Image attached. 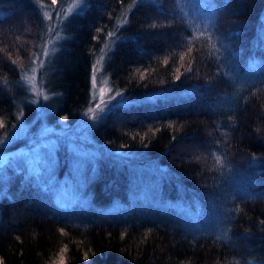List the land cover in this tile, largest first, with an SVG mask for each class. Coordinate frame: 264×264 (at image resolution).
Here are the masks:
<instances>
[{
  "label": "trees",
  "instance_id": "1",
  "mask_svg": "<svg viewBox=\"0 0 264 264\" xmlns=\"http://www.w3.org/2000/svg\"><path fill=\"white\" fill-rule=\"evenodd\" d=\"M48 2L0 0V136L35 109L23 74ZM191 3L215 6V29L205 31L177 0H86L66 17L58 49L38 70L53 96L49 119L75 123L88 108L90 65L110 27L105 69L127 98L93 126L97 149L88 155L59 140L36 158L40 177L26 181V165L19 174L7 169L3 264H51L65 245L66 264H264V0ZM219 39L230 51L212 49ZM190 62L175 80L176 67ZM137 69L147 70L145 80ZM217 154L226 166L215 165Z\"/></svg>",
  "mask_w": 264,
  "mask_h": 264
},
{
  "label": "snow or ice",
  "instance_id": "2",
  "mask_svg": "<svg viewBox=\"0 0 264 264\" xmlns=\"http://www.w3.org/2000/svg\"><path fill=\"white\" fill-rule=\"evenodd\" d=\"M158 0H134L135 3H149V4H155ZM178 3H183L185 7L191 8L193 12V16L195 17L196 14H199V19L203 23L204 30L209 31L210 25L211 29H215L216 25L214 23V17L216 16V9L215 6L212 7L210 11H204V7H193L191 0H177ZM227 2V0H226ZM51 3L53 6L57 4V0H51ZM85 3V0H74L73 4L69 7L68 12H71L73 9L79 8L82 4ZM68 12L64 13V16L68 15ZM49 14L47 12L44 13V16L47 17ZM187 15V13H186ZM205 31H201L200 35L203 36L205 34ZM96 32H101V28H96ZM115 35L114 32H108L107 36L109 38L113 37ZM93 39H97L96 36H93ZM217 44L219 47H217ZM108 45H105V48H107ZM212 49L220 53L221 50L230 51L229 46L226 45L223 41V39H219L216 42L212 43L211 45ZM55 51V49H53ZM104 49H101V52H103ZM188 53H191L193 49L191 47L188 48ZM45 56L48 55V52L45 51ZM105 57L101 55L95 63L90 65V88H91V101L89 106L84 113V116L86 118V121L88 123H83L82 125L78 126L81 127L83 130H86L89 127L95 126L97 123H99L101 120H103L107 114H109L113 109L119 108L122 105L121 98H127V96L124 94L123 90L116 91L113 88H110L107 86L106 81H99L97 74L101 72V64L104 61ZM185 59L184 54L182 53L180 55V61L183 62ZM42 64L43 61H40ZM164 64H168V60H164ZM33 72L36 71V69L32 70ZM137 72L139 73V79L141 81L145 80L147 70L140 71L137 69ZM187 72H191V62L189 64V67L185 69L183 72L181 71V67H176L175 69V80H179L183 75H185ZM28 83L32 85L31 91L33 94L39 95L42 100L41 103L47 102L50 97L43 93V91H37L35 81V76L28 77ZM163 83V81H161ZM119 98V99H118ZM32 103H37L36 100H33ZM43 110V109H42ZM23 112L20 113L16 117V120L19 122L18 126H14L13 131L8 133L6 132L3 136H0V152H2L3 149H5L9 144H11L14 140H16L19 136L25 135L28 132L27 125L22 122ZM61 121H67L68 116H61ZM62 129H68V125H61ZM5 128V121L0 120V129ZM158 131V130H157ZM64 134V133H63ZM50 135H56L59 137L61 133H56V130L54 128H49L47 126H43L39 135L32 141V145L28 151H20V152H3V154H0V179L4 178V174L7 171L8 168H14L15 171L19 173L25 172V165L27 166V175L25 176V180L27 181L29 177H40L41 173L40 170L35 165V160L37 158V154L40 151H46V153L50 156L52 150L56 147V141L50 140L48 137ZM143 139V138H141ZM175 138H173L174 140ZM147 145H145L146 147ZM121 147H124L121 145ZM73 151L76 152L77 155H80L79 152L76 151L75 148H73ZM215 159V165L219 167L226 166V160L225 158H222L221 155L217 154L214 156ZM162 175L165 173L162 172ZM50 180V177H49ZM49 180H44L43 182V190L50 191L52 188V185L49 183ZM248 194L245 193V196ZM0 197H7V190L3 189L0 190ZM56 203V200H55ZM57 204V203H56ZM59 208L60 205L57 204ZM60 232L63 234L64 229L61 228ZM124 233H121V236L123 237ZM222 239H228L227 231L225 230L220 237ZM68 248L67 245L62 247L58 254L57 258L54 259L51 264H66L65 254L67 253ZM83 259L85 261L89 260V254L87 252L84 253ZM0 264H3V261L0 260Z\"/></svg>",
  "mask_w": 264,
  "mask_h": 264
},
{
  "label": "rangeland",
  "instance_id": "3",
  "mask_svg": "<svg viewBox=\"0 0 264 264\" xmlns=\"http://www.w3.org/2000/svg\"><path fill=\"white\" fill-rule=\"evenodd\" d=\"M74 0H64V2L57 3L55 6L52 5V3H44L41 5V9H43V14L47 12L49 15L46 17L44 27L45 32H43V38L40 41L41 44H39V50L36 53V55L32 58L30 63H28L26 69L24 70L23 78L25 82L29 85V93L31 94L30 97L33 100H36L37 103H34L35 109L31 113V115L28 116V119L25 117H22V122L27 125L28 132L25 135L19 136L17 139L23 140L25 143H15L12 142L9 144L5 149L0 152V154H3V152H20V151H28L32 145V141L39 135L41 129L43 126H47L49 128H54L56 130V133H61L59 137L56 135H50L48 139L55 140L56 143L61 140L62 142L68 143V148L70 149L71 153L74 155H77L76 152L73 151V148L76 149L77 152L80 153L78 156L88 155L94 148H96V144L92 141V127L87 128L86 130H83L81 127H78L82 125L83 123H88L86 121V118L84 116V113L80 116L79 119L75 123L73 122H67V121H61V123H58L57 120H51L49 119V110L47 102L41 103L42 98L39 95L33 94L31 91L32 85L28 83V77L35 76L34 83L36 84L37 91H43L44 94L48 95V91L45 90L43 87V84L41 82L42 78L41 76H38V70L39 65H41L40 61L47 60V58H50L55 51L59 47V43L62 41V38L64 37L65 33L63 30V22L70 14L80 11L85 3L82 4L79 8L73 9L71 12H68L69 7L73 4ZM68 12L67 16H64V13ZM119 14V13H118ZM116 15L114 25H118L123 21L124 16H126V9H123L120 11L119 15ZM108 32H114L116 33L115 29H112L111 27L106 30V34L103 38L102 47L99 51H97L92 58V64L95 63V61L103 55L105 57L104 61L101 64V72L97 74L99 81H106L107 86L110 88H113L116 91H119L115 88V86L111 85L108 76L105 69V64L107 63V57H106V50L109 48L110 44L115 38V35L111 38L107 36ZM7 36H10L9 33L6 34ZM105 45H108L107 48H105ZM55 49V51H53ZM101 49H104L103 52H101ZM45 51L48 52V55L45 56ZM36 69L35 72L32 70ZM48 82V78H47ZM51 83H53V79L51 80ZM53 96H50L49 101L52 100ZM119 99V98H118ZM122 104L124 102L123 97L121 98ZM53 101V100H52ZM91 101V99H90ZM91 106V104H89ZM88 106V107H89ZM43 109V110H42ZM60 122V121H59ZM18 121H16V124L14 126H18ZM68 125V129H62L61 125ZM13 126V128H14ZM13 128L10 130V132L13 131ZM9 132V133H10ZM64 133V134H63ZM3 136V135H2ZM16 139V140H17ZM14 143V144H13ZM97 149V148H96ZM41 152V151H40ZM40 152H38L37 157L40 155Z\"/></svg>",
  "mask_w": 264,
  "mask_h": 264
}]
</instances>
